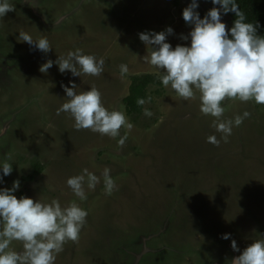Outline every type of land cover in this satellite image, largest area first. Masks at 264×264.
I'll return each instance as SVG.
<instances>
[{
	"label": "rangeland",
	"instance_id": "rangeland-1",
	"mask_svg": "<svg viewBox=\"0 0 264 264\" xmlns=\"http://www.w3.org/2000/svg\"><path fill=\"white\" fill-rule=\"evenodd\" d=\"M191 2L9 0L15 10L0 18V166L7 160L13 171L3 176L0 169V188L19 181L13 193L18 199H58L62 207L75 201L88 213L79 241L67 242L55 264H231L253 241L264 239V105L225 100L222 119L251 113L233 126L227 142L212 126L215 118L201 113L198 98L185 101L170 87L151 84V101L141 112L129 115L124 109L131 76L157 74L143 57L158 46L145 45L139 34L171 27L166 42L190 46V37H180L193 27L182 16ZM196 2L200 18L220 8L211 0ZM21 32L33 40L47 37L52 48L40 51L21 41ZM76 49L104 58L103 73H61L55 61ZM48 60L53 66L42 73ZM121 64L129 69L123 76ZM70 82L77 93L95 86L108 110L125 113L134 127L124 146H118L124 128L111 138L76 130L69 113L56 114L68 100L64 88ZM210 135L221 141L218 147L207 142ZM38 162L41 170L34 174ZM106 167L117 185L111 195L101 175ZM83 169L100 183L95 190L85 185L87 199L80 201L66 181ZM10 247L22 250L19 241Z\"/></svg>",
	"mask_w": 264,
	"mask_h": 264
},
{
	"label": "clouds",
	"instance_id": "clouds-1",
	"mask_svg": "<svg viewBox=\"0 0 264 264\" xmlns=\"http://www.w3.org/2000/svg\"><path fill=\"white\" fill-rule=\"evenodd\" d=\"M211 3L220 5V8L213 7L204 18L195 11L198 8L196 0L183 9L184 21L193 27L187 36L181 35L180 38L188 40L190 37V46L178 44L173 48L166 42L167 36L173 33L171 27L161 32H142L139 39L145 45L158 46L149 47L150 56L143 57V61L156 69L162 85L170 87L185 101L198 98L201 113L215 118L212 126L227 142L233 126L239 127L251 113L245 111L233 119L224 120L223 102L230 99L264 105V36L257 35L258 23L245 22V14L240 11L236 0H211ZM14 10L9 0H0V18ZM222 12L235 13L231 29L222 22ZM19 36L21 41L44 53L52 48L47 37L33 40L31 35L23 32ZM53 63L48 60L39 70L47 72ZM55 63L61 73L67 70L73 76L98 77L104 71L105 59L98 60L95 55L76 49L69 51L66 57H59ZM119 67L122 76L128 73L126 64ZM76 89L74 83L64 88L68 100L56 114L69 113L74 118L76 130H91L111 138L120 136V130L124 128L127 131L118 140V146H124L134 127L125 113L118 109L108 110L102 102V93L95 86L79 93ZM150 101L151 97L147 100L138 98L137 104L143 106ZM143 114L149 118L153 115L147 108ZM207 142L218 147L221 141L210 135ZM0 169L3 176L13 171L7 160ZM110 173L106 167L101 174L106 195L117 189ZM3 176H0V183ZM66 183L80 201H85V185L87 189L95 190L100 177L83 169L82 174L68 178ZM19 186V181H14L11 188H0V264H55L56 256L64 250L67 242L79 241L88 213L75 201L62 207L58 199L50 203L27 197L18 199L13 193ZM229 237L230 234H223L221 238ZM13 241L21 242V251L11 249ZM231 247L240 251L235 240L231 241ZM231 264H264V239L253 241L231 260Z\"/></svg>",
	"mask_w": 264,
	"mask_h": 264
},
{
	"label": "trees",
	"instance_id": "trees-1",
	"mask_svg": "<svg viewBox=\"0 0 264 264\" xmlns=\"http://www.w3.org/2000/svg\"><path fill=\"white\" fill-rule=\"evenodd\" d=\"M174 6H178L180 0H172ZM236 3L245 14L246 21L254 24L258 23L257 35L264 36V0H236ZM223 15L227 16L230 22L233 24L236 19L235 13L228 12ZM229 38H231L229 34ZM162 87L159 76L156 73H141L131 76V81L128 86V93L122 98L124 103V109L127 114H137L142 111L143 106L137 104L138 98L147 97V88L149 85ZM156 92H159L156 89ZM41 170L40 163H36L34 167V174H38ZM33 175H28V178L33 179Z\"/></svg>",
	"mask_w": 264,
	"mask_h": 264
}]
</instances>
